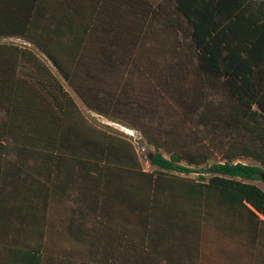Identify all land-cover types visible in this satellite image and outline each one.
<instances>
[{"label":"trees","instance_id":"obj_1","mask_svg":"<svg viewBox=\"0 0 264 264\" xmlns=\"http://www.w3.org/2000/svg\"><path fill=\"white\" fill-rule=\"evenodd\" d=\"M0 38V264H264V0H0Z\"/></svg>","mask_w":264,"mask_h":264},{"label":"rangeland","instance_id":"obj_2","mask_svg":"<svg viewBox=\"0 0 264 264\" xmlns=\"http://www.w3.org/2000/svg\"><path fill=\"white\" fill-rule=\"evenodd\" d=\"M2 39L0 38V41ZM20 43H23L21 40H17ZM53 72L58 76L56 70L54 68H52ZM72 96L74 97V99L76 100L77 104L79 105L82 113L89 119L95 122H100L101 124L104 125H109L115 129L121 130L123 133H125L126 135H128V139L134 144L136 151L139 155L142 167L144 170L146 171H151L152 167L149 164V154L151 153L153 155L154 153V148L147 144L146 141L143 139V137L140 135V133L137 130L134 129H130L127 128L119 123L113 122L111 120H109L107 117L105 116H101L99 114H96L94 112H92L91 110H89L85 104L74 94L72 93ZM130 119L129 117L126 118ZM244 162L246 163H251V164H255L253 161L251 160H244ZM205 168V172L204 174L206 176L210 175V172L208 171L209 167H204ZM189 175L191 176H196L197 173H190ZM256 184H258L259 186L264 187V181H262V179H257L254 181Z\"/></svg>","mask_w":264,"mask_h":264},{"label":"water","instance_id":"obj_3","mask_svg":"<svg viewBox=\"0 0 264 264\" xmlns=\"http://www.w3.org/2000/svg\"><path fill=\"white\" fill-rule=\"evenodd\" d=\"M151 158H152V154L150 153V154H149V159H151ZM209 170H210V168H209Z\"/></svg>","mask_w":264,"mask_h":264}]
</instances>
